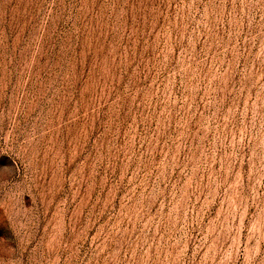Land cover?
<instances>
[{
  "label": "rangeland",
  "instance_id": "obj_1",
  "mask_svg": "<svg viewBox=\"0 0 264 264\" xmlns=\"http://www.w3.org/2000/svg\"><path fill=\"white\" fill-rule=\"evenodd\" d=\"M0 264H264V0H0Z\"/></svg>",
  "mask_w": 264,
  "mask_h": 264
}]
</instances>
